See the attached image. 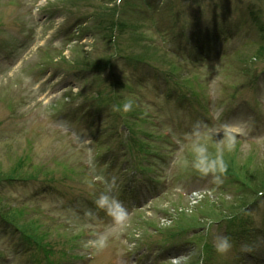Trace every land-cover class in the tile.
<instances>
[{"label":"rangeland","instance_id":"1","mask_svg":"<svg viewBox=\"0 0 264 264\" xmlns=\"http://www.w3.org/2000/svg\"><path fill=\"white\" fill-rule=\"evenodd\" d=\"M125 1L0 0L1 208H55L68 218L61 223L59 215L51 216L55 229L74 231L65 239L71 251L81 230L96 222L100 204L92 195L68 210L77 176L87 179L79 178L76 188L92 191L97 173L144 172L139 162L153 155L157 140L163 154L156 173L163 185L142 192L147 201L139 209L123 203L114 210L87 241L94 255L86 254L83 264H264V196L253 190L264 179V59L258 56L264 0ZM116 6L121 21L145 23L123 26L118 20L114 36ZM221 28L217 56L189 59L197 37L218 38ZM141 78L150 84L133 86L135 94L128 96L121 82ZM78 96L90 108L86 119L67 110ZM136 98L150 115L132 103L124 110L128 101L139 105ZM154 114L178 146L172 134L151 126ZM51 117L60 134L49 130ZM200 146L206 152L198 158ZM91 156L84 167L79 160ZM39 168L49 170L50 190ZM10 176L13 181L5 179ZM235 212L246 224L235 222L247 229V240L229 233L227 219ZM4 224L0 219V244L9 250L15 241L1 231ZM218 237L228 238L226 251L216 250ZM37 241L43 250L38 264H52L46 251L53 243ZM204 241L212 249L208 257ZM21 250L0 264H28L31 254ZM136 250L143 260L131 257Z\"/></svg>","mask_w":264,"mask_h":264},{"label":"clouds","instance_id":"2","mask_svg":"<svg viewBox=\"0 0 264 264\" xmlns=\"http://www.w3.org/2000/svg\"><path fill=\"white\" fill-rule=\"evenodd\" d=\"M131 103H132L131 101L126 102L123 105L124 110H128L131 107ZM196 151L198 153V158H199L200 156H202L203 153L206 152V149L203 146H200V147H197ZM217 240H218V243L214 245L217 251L223 252V251H226L230 247V243L227 237H218Z\"/></svg>","mask_w":264,"mask_h":264},{"label":"trees","instance_id":"3","mask_svg":"<svg viewBox=\"0 0 264 264\" xmlns=\"http://www.w3.org/2000/svg\"><path fill=\"white\" fill-rule=\"evenodd\" d=\"M128 4H129V1H128ZM131 4V3H130ZM144 19V18H143ZM121 23H122V25L123 26H130V25H132L131 23H127V22H123V21H121ZM119 26H120V24H118ZM112 27H113V25H112ZM144 46H146V45H144ZM263 55H264V50H262V52H261V54L260 55H258L259 56V58H261L262 57V59H264L263 58ZM258 58V59H259ZM6 178H9V179H12V177L10 176V177H6ZM257 190V191H264V179L262 180V182H259V183H257L256 181L254 182V188H253V190ZM253 190H249L250 192H252ZM247 192V193H250V192ZM250 194H252V193H250ZM241 202V201H240ZM230 208H234L233 206H231Z\"/></svg>","mask_w":264,"mask_h":264}]
</instances>
